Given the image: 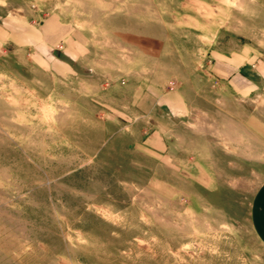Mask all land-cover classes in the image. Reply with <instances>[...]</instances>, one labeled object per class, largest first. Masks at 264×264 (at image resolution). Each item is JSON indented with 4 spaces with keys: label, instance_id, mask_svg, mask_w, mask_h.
Segmentation results:
<instances>
[{
    "label": "rangeland",
    "instance_id": "rangeland-1",
    "mask_svg": "<svg viewBox=\"0 0 264 264\" xmlns=\"http://www.w3.org/2000/svg\"><path fill=\"white\" fill-rule=\"evenodd\" d=\"M0 19V264H264V0Z\"/></svg>",
    "mask_w": 264,
    "mask_h": 264
},
{
    "label": "crops",
    "instance_id": "crops-1",
    "mask_svg": "<svg viewBox=\"0 0 264 264\" xmlns=\"http://www.w3.org/2000/svg\"><path fill=\"white\" fill-rule=\"evenodd\" d=\"M48 22H49L48 29L54 27L55 25H58V27L61 25L58 20L51 19L47 22H44L41 25L39 30H36V29L32 30L31 29V31L34 35L32 38L34 40L31 39L32 41H38V42L43 41V42L47 43V45L52 44L53 39H55V38H53V36L55 37L53 30L49 29V31L47 30L46 32L41 31V29H43L45 24H47ZM0 27H2L4 30L7 28L6 23H4L3 19H0ZM64 30L66 32L64 33L63 37L59 38V40H62L63 42L70 43L73 39V36L70 35L69 30H68V32L65 28H64ZM37 33L42 34L41 40H38L39 38H36L37 37L36 35H38ZM66 55L67 54L65 52V57H66ZM255 201L256 202H255L254 210H253V222H254V226L258 230V232L260 231V236H261V238H263V241H264V186L261 189H259V192L257 193L256 198H255Z\"/></svg>",
    "mask_w": 264,
    "mask_h": 264
}]
</instances>
